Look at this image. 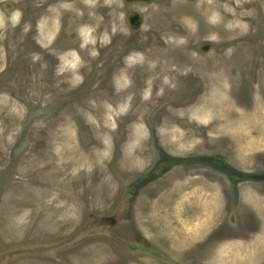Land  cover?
Here are the masks:
<instances>
[{
    "label": "rangeland",
    "instance_id": "374dc122",
    "mask_svg": "<svg viewBox=\"0 0 264 264\" xmlns=\"http://www.w3.org/2000/svg\"><path fill=\"white\" fill-rule=\"evenodd\" d=\"M0 264H264V0H0Z\"/></svg>",
    "mask_w": 264,
    "mask_h": 264
},
{
    "label": "flooded vegetation",
    "instance_id": "af4514ba",
    "mask_svg": "<svg viewBox=\"0 0 264 264\" xmlns=\"http://www.w3.org/2000/svg\"><path fill=\"white\" fill-rule=\"evenodd\" d=\"M126 2H136V1H145V2H151V1H153V0H125ZM198 17L199 18H201V19H203L202 18V15L201 14H198ZM206 19V18H205ZM205 19H203V20H201L200 22L201 23H204L203 21H207V20H205ZM130 23L132 24V25H134V26H136V25H138V27L136 28V27H134V30H139V25L141 26V24H142V17H140V16H138V15H136V18H132L131 20H130ZM204 25H205V23H204ZM136 28V29H135ZM208 48H209V46H208Z\"/></svg>",
    "mask_w": 264,
    "mask_h": 264
},
{
    "label": "bare ground",
    "instance_id": "6f19581e",
    "mask_svg": "<svg viewBox=\"0 0 264 264\" xmlns=\"http://www.w3.org/2000/svg\"><path fill=\"white\" fill-rule=\"evenodd\" d=\"M203 1H204V0H203ZM201 5H203V4H201ZM200 7H201V6H200ZM204 8H205V7H204ZM199 10H200V9H199ZM200 11H201V10H200ZM202 12H203V11H202ZM214 17H215V16H214ZM183 18H184V17H183ZM198 20H199V19H198ZM200 20H201V18H200ZM200 20H199V22H200ZM202 20H203V19H202ZM217 20H218V19H217ZM199 22H198V23H199ZM238 23H239V22H238ZM200 24H203V23L200 22ZM202 26H205V25H202ZM205 33H206V32H205ZM225 33H226V32H225ZM225 33H224V34H225ZM214 35H215V34H214ZM233 40H235V39H233ZM231 42H232V41H231ZM223 45H224V44H223ZM226 72H227V71H226Z\"/></svg>",
    "mask_w": 264,
    "mask_h": 264
}]
</instances>
